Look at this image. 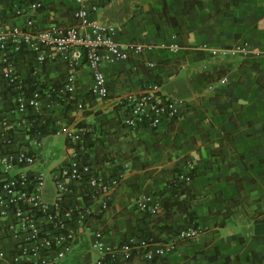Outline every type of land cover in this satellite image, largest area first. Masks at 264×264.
Here are the masks:
<instances>
[{
  "label": "crops",
  "instance_id": "0c3cea01",
  "mask_svg": "<svg viewBox=\"0 0 264 264\" xmlns=\"http://www.w3.org/2000/svg\"><path fill=\"white\" fill-rule=\"evenodd\" d=\"M31 1L35 0H15L21 14L3 24L23 26L32 16L39 28L70 26L76 24L75 12L82 6L77 0H41L43 6L34 10L28 6ZM84 4L89 10L97 7L90 11L92 19L116 28L119 45L140 48L129 50L127 59L102 66L109 87L107 99L101 100L92 92L94 78L84 64L73 71L76 101L52 104L38 115L51 126L47 133L30 132L39 144L31 146L26 143L30 136L12 134L15 143L10 148L33 149L39 162L36 169L48 174L44 198L51 203L59 201L65 208L83 203L80 182H73L60 198L56 192L54 175L69 162L66 140L54 134L56 120L84 129L82 141L87 135L106 139L103 125L117 114L124 118L125 97L147 87L143 88L149 76L144 70L157 73L158 66L172 58H182L183 64L176 76L158 88V101L180 102L179 117L163 118L158 129L151 125L133 129L149 154L141 163L116 159L122 169L108 209L76 226L77 240L59 264H94L96 230L103 231L105 241L115 245L143 239L131 230L136 219L141 228L147 227L143 218L148 213L138 208V199L158 203V214H162L167 200L162 187L176 176V168L187 170L189 164L208 170L188 184L197 197L189 203L198 210L191 224L198 230L195 238L164 258L146 261L142 252L136 251V258L120 264H256L255 257L264 264V0H84ZM166 6L179 26L169 21ZM184 22L186 32L182 34ZM244 43L246 55L222 53ZM23 70L28 76L33 68ZM40 72L50 87L59 88L71 70L62 62H50ZM49 102L45 98L44 104ZM78 102L83 103V109L77 107ZM4 115L0 112V123ZM211 145L223 146V154L211 156L200 150ZM55 149L61 153L54 154ZM232 167L242 181V192L229 180ZM97 176L112 178L106 171ZM229 200L237 203L232 213L228 211ZM223 221L225 224L219 226ZM189 225L185 218L179 222L180 230ZM14 244L9 233L0 228V248L9 250Z\"/></svg>",
  "mask_w": 264,
  "mask_h": 264
},
{
  "label": "built area",
  "instance_id": "2783aa9c",
  "mask_svg": "<svg viewBox=\"0 0 264 264\" xmlns=\"http://www.w3.org/2000/svg\"><path fill=\"white\" fill-rule=\"evenodd\" d=\"M77 1L82 6L75 12L76 24L70 26L51 24L39 28L32 16L23 26L0 24V112L5 114L0 123V228L15 240L11 249L0 248V264H59L77 240L76 226L86 224L92 216L107 210L110 194L119 183L118 177L99 178L83 164L80 157L85 151L84 129H73L60 120L53 125L54 134L62 136L71 150L69 162L54 175L56 192L60 198L69 192L73 182L85 181L83 203L65 208L59 201L48 202L44 198L48 174L36 169L39 162L33 149L27 146L10 148L15 143L14 133L30 136L26 143L31 146L39 144L38 137L30 130L41 111L52 104L76 101L75 69L84 64L88 66L94 78L92 92L104 100L109 96V87L102 66L127 59L129 50L140 48L134 44L119 45L115 40V27L91 18L90 11L97 7L89 10L84 0ZM28 6L38 10L43 3L35 0ZM17 12L20 15L21 9ZM222 53L246 55L247 43L226 48ZM50 62H62L71 70L59 88L50 87L40 72ZM30 66L33 70L27 76L23 69ZM156 92L157 86L148 85L140 93L125 97L123 122L126 126L132 129L146 125L157 127L165 117H179L180 102L161 104L155 97ZM45 98L50 100L47 105ZM77 107L83 109L84 105L78 102ZM192 168L191 164L187 166L182 179L189 180L188 173ZM137 205L151 215L161 210V206L149 198H139ZM197 233V227L189 225L180 230L179 238L193 240ZM93 234L94 264L127 260L132 251L142 252L146 261H155L175 249L174 241L151 243L141 239L115 245L105 241L103 231L96 230Z\"/></svg>",
  "mask_w": 264,
  "mask_h": 264
},
{
  "label": "trees",
  "instance_id": "16d2710c",
  "mask_svg": "<svg viewBox=\"0 0 264 264\" xmlns=\"http://www.w3.org/2000/svg\"><path fill=\"white\" fill-rule=\"evenodd\" d=\"M14 1L15 0H0V24H3L19 15L16 6L14 5ZM165 13L172 25L179 26L177 19L170 14L167 6L165 7ZM186 14L187 10L185 9V15ZM185 25V22L181 25L182 34L186 32ZM182 64V58H172L169 61L162 62L158 66L157 73L144 70L143 73L148 74L149 76L148 79L143 82V88L148 85H155L159 88L180 72ZM155 97L157 100L160 98L159 91L155 93ZM122 117L123 116L117 114L115 118L110 119L105 125H103L102 135H104L106 139H103L101 135H87L84 137L83 146L85 151L81 155L80 159L83 164L88 166L96 175L99 174L100 171H106L110 177H117L119 171L122 169V166L117 165L116 163L117 158L124 157L127 161L133 160L134 162L141 163L144 162L146 156L149 154V149L145 142L133 134V129L124 124ZM159 126L155 127V129H158ZM52 127L54 128V126ZM50 129L51 126L49 122L44 123L43 119L39 118L30 132L47 133ZM156 146L158 147V144ZM223 149V146L214 145L200 148L202 152L207 151L211 154V156L222 155ZM70 150L71 146L68 147V151ZM184 170L186 169L176 168V176L169 179L167 184L162 187L163 193L166 194L167 197L164 204V212L162 214H147L146 217L143 218V220L147 223V227L145 228L140 227L138 219H136V222H131V230L134 236L143 238L146 242L151 243H167L169 241H174L175 250H178L183 244L189 242L188 240H182L179 238V222L181 219L185 218L187 223L191 225L195 223L198 217L197 208L189 206V203L197 197L188 188V184L192 183L197 176H200L208 170L205 169L202 171L197 167H193L188 173V181L182 179ZM229 180L235 181L240 192L243 191L242 181L234 172L233 167ZM79 188L82 192H84L86 189L85 181L80 182ZM227 203L228 211L232 213V207L236 206L237 203H234L232 200H229ZM224 224L225 222L223 221L219 223V226H223ZM136 255L137 252L132 251V254L127 260H118L115 264H120L121 262H131L137 257ZM254 260L256 264H263V261H260L256 257Z\"/></svg>",
  "mask_w": 264,
  "mask_h": 264
},
{
  "label": "rangeland",
  "instance_id": "374dc122",
  "mask_svg": "<svg viewBox=\"0 0 264 264\" xmlns=\"http://www.w3.org/2000/svg\"><path fill=\"white\" fill-rule=\"evenodd\" d=\"M59 153H61V151L60 150H58V149H55L54 150V154H59ZM49 186H50V189H51V183L49 184ZM73 264V263H72ZM75 264V263H74ZM77 264H80L79 262H77Z\"/></svg>",
  "mask_w": 264,
  "mask_h": 264
}]
</instances>
